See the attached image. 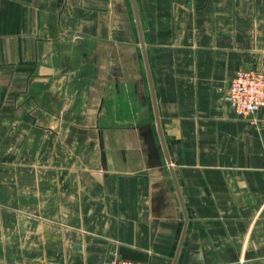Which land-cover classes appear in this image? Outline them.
Listing matches in <instances>:
<instances>
[{"label":"crops","instance_id":"crops-1","mask_svg":"<svg viewBox=\"0 0 264 264\" xmlns=\"http://www.w3.org/2000/svg\"><path fill=\"white\" fill-rule=\"evenodd\" d=\"M264 0H0V264H264Z\"/></svg>","mask_w":264,"mask_h":264},{"label":"built area","instance_id":"built-area-1","mask_svg":"<svg viewBox=\"0 0 264 264\" xmlns=\"http://www.w3.org/2000/svg\"><path fill=\"white\" fill-rule=\"evenodd\" d=\"M229 108L239 117L251 118L264 108V72L239 70L225 95ZM105 264H148L142 261L114 259Z\"/></svg>","mask_w":264,"mask_h":264}]
</instances>
